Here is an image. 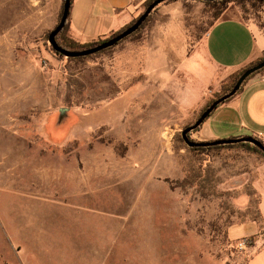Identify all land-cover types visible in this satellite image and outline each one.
<instances>
[{"label": "rangeland", "instance_id": "obj_1", "mask_svg": "<svg viewBox=\"0 0 264 264\" xmlns=\"http://www.w3.org/2000/svg\"><path fill=\"white\" fill-rule=\"evenodd\" d=\"M62 3L0 0V264H248L230 229L259 223L264 156L193 151L181 131L236 76L206 57L207 29H264V4L167 0L69 60L48 43Z\"/></svg>", "mask_w": 264, "mask_h": 264}, {"label": "crops", "instance_id": "obj_2", "mask_svg": "<svg viewBox=\"0 0 264 264\" xmlns=\"http://www.w3.org/2000/svg\"><path fill=\"white\" fill-rule=\"evenodd\" d=\"M146 0H71L68 36L84 45L122 30ZM204 52L218 69L237 74L264 56V31L235 17L216 20L206 31ZM191 136L198 142L251 136L264 144V68L209 115ZM259 223L230 229L234 239L252 237L248 264H264V179L258 186Z\"/></svg>", "mask_w": 264, "mask_h": 264}, {"label": "water", "instance_id": "obj_3", "mask_svg": "<svg viewBox=\"0 0 264 264\" xmlns=\"http://www.w3.org/2000/svg\"><path fill=\"white\" fill-rule=\"evenodd\" d=\"M167 0H154L150 4L147 5V7L144 9V11L135 19V21L123 29L121 32H119L114 37L104 41L103 43L97 44L93 47L82 49V50H67L59 46L56 42V36L61 32V30L64 28L66 20L69 16V11L71 7V0H63L62 3V11L59 18L58 23L52 28V30L48 34V43L53 49V51L61 56H64L66 58H78V57H86L90 55H94L98 52H101L105 49H108L110 47L115 46L118 42L122 41L129 35L133 34L135 31L138 30V28L142 25V23L146 20V18L149 16V14L161 3L165 2ZM204 2H214V1H220V0H200ZM264 68V59L257 64L245 69L237 78L236 82L234 83L233 87L230 89L229 92L226 94L220 96L219 98L212 101L208 107L199 115V117L196 119V121L185 127L181 131V138L183 142L187 145L189 148H198V147H213L217 145H227V144H237V143H250L260 149L264 153V144L251 136H245V137H239V138H228V139H218L214 141H208V142H196L189 139L188 134L192 131H195L197 128L201 126V124L209 117V115L224 101L235 95L240 87L243 85V83L254 73L260 71ZM63 110H60V118L63 115Z\"/></svg>", "mask_w": 264, "mask_h": 264}, {"label": "trees", "instance_id": "obj_4", "mask_svg": "<svg viewBox=\"0 0 264 264\" xmlns=\"http://www.w3.org/2000/svg\"><path fill=\"white\" fill-rule=\"evenodd\" d=\"M152 1H154V0H147L146 3H145V6H147L148 4H150ZM206 3H207V4H213V5H215L216 8H217V10H218V12H222V11H224V10L226 9V7H227V5H228L229 3H234V4H237V5H239V6H243V5L246 4V3H253V4H255V3H263V4H264V0H220V1L206 2ZM136 18H137V17H136ZM136 18H135V19H136ZM67 19H68V18H67ZM135 19H133L129 25H131V24L135 21ZM217 20H218V19H217ZM143 24H144V23H143ZM143 24H142V25H143ZM129 25H127L126 27H128ZM210 26H211V25H210ZM126 27H125V28H126ZM141 27H142V26H140L136 32H138V31L141 29ZM125 28H123V29H125ZM123 29H122V30H123ZM122 30L117 31V32H115V33H112L111 35L107 36V37L104 38V39H98L97 41H94V42H92V43H88V44L81 45V44H78V43L74 42L73 40H71V39L69 38V36H67V34H68V33H67V31H68V26H67V20H66V23H65L64 28H63V29L61 30V32L56 36V42H57V44H58L59 46H61V47L64 48V49H67V50H71V51H74V50H82V49L90 48V47H93V46H95V45H97V44L103 43L104 41H106V40H108V39L114 37L115 35H117V34H118L119 32H121ZM262 30L264 31V29H262ZM136 32H135V33H136ZM105 50H106V49H105ZM107 50H108V49H107ZM79 59H81V57H78V58H69V60H79ZM263 59H264V56H263L262 59H260V60L257 61L256 63L249 65L247 68H249V67H251V66L257 64L258 62L262 61ZM247 68H245V69H247ZM245 69H243L242 71H240V72H238L237 74H235L236 76L233 78V82L231 83V85L229 86V88H228L226 91L223 92L222 95H224V94H226L227 92L230 91V89L233 87V85H234V83L236 82V80H237V78L239 77V75H240ZM261 70H262V69H261ZM261 70H260V71H261ZM260 71H258V72H260ZM256 73H257V72H256ZM222 95H220V96H222ZM220 96H219V97H220ZM219 97H217V98H219ZM211 102H212V101H211ZM211 102H210V103H211ZM210 103H209V104H210ZM209 104H208V105H209ZM208 105H207L206 107H208ZM205 109H206V108H205ZM196 130H197V129H196ZM188 137H189V135H188ZM237 145L248 147V148H250L251 150L256 151V152H258V153H260V154H262V155L264 156V153H263L262 151H260V150H259L258 148H256V147H253V146H250V145H248V144H244V143H240V144H237ZM232 146H236V145L227 144V145H217V146H213V147H205V148H204V147H198V148H191V150L202 152V151H206V150H209V149H215V148H221V147H232ZM247 241H248V246H250L251 243H252V241H253V240H252V237H249V238L247 239Z\"/></svg>", "mask_w": 264, "mask_h": 264}, {"label": "built area", "instance_id": "obj_5", "mask_svg": "<svg viewBox=\"0 0 264 264\" xmlns=\"http://www.w3.org/2000/svg\"><path fill=\"white\" fill-rule=\"evenodd\" d=\"M248 246V241L247 239H241L238 243H237V247L239 249H245Z\"/></svg>", "mask_w": 264, "mask_h": 264}]
</instances>
